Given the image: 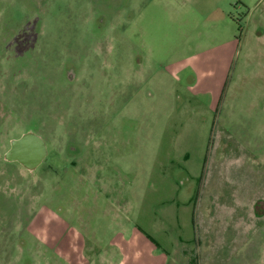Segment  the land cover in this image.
Listing matches in <instances>:
<instances>
[{"label": "rangeland", "instance_id": "obj_1", "mask_svg": "<svg viewBox=\"0 0 264 264\" xmlns=\"http://www.w3.org/2000/svg\"><path fill=\"white\" fill-rule=\"evenodd\" d=\"M112 215L168 264H264V0H0V264L121 263Z\"/></svg>", "mask_w": 264, "mask_h": 264}, {"label": "crops", "instance_id": "obj_2", "mask_svg": "<svg viewBox=\"0 0 264 264\" xmlns=\"http://www.w3.org/2000/svg\"><path fill=\"white\" fill-rule=\"evenodd\" d=\"M228 56V55H227ZM115 223L111 224V230L113 231V237L115 240L114 246H116V250L114 252H121L124 259L121 263H117L114 261V257L104 258L98 249H94V247L89 248L90 253L93 254L89 256V258L81 257L78 260H72L71 252L74 251V245L70 244L67 246V250H64L68 257L69 264H168L170 262L169 256L166 253L160 254L159 251L153 247V244L146 237L144 230L137 224L130 225L119 224L116 222L117 216L112 215ZM48 227L52 226V219L49 222L48 218ZM116 227L115 230H113ZM51 231V227L49 229ZM48 231V232H49ZM123 237L122 240L118 241V237ZM80 252H85L86 245L85 243H81L79 245ZM114 249V248H113ZM73 254V252H72ZM135 256V261L131 260V255ZM72 260V261H71Z\"/></svg>", "mask_w": 264, "mask_h": 264}, {"label": "water", "instance_id": "obj_3", "mask_svg": "<svg viewBox=\"0 0 264 264\" xmlns=\"http://www.w3.org/2000/svg\"><path fill=\"white\" fill-rule=\"evenodd\" d=\"M48 156L47 144L34 132H28L19 139L11 141V148L5 154L7 162L19 163L30 172H34Z\"/></svg>", "mask_w": 264, "mask_h": 264}, {"label": "flooded vegetation", "instance_id": "obj_4", "mask_svg": "<svg viewBox=\"0 0 264 264\" xmlns=\"http://www.w3.org/2000/svg\"><path fill=\"white\" fill-rule=\"evenodd\" d=\"M72 70V69H71ZM70 72V70L68 71V73ZM67 147H68V151L70 152V153H72V154H80L81 153V151H80V149H81V147L79 146H76V144H72V143H69L68 145H67ZM10 148H11V146H10Z\"/></svg>", "mask_w": 264, "mask_h": 264}]
</instances>
